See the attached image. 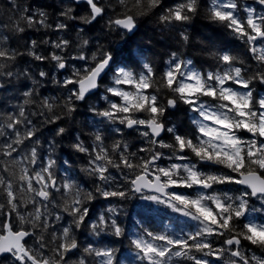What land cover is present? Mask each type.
Masks as SVG:
<instances>
[{"label":"snow or ice","instance_id":"6c2138e0","mask_svg":"<svg viewBox=\"0 0 264 264\" xmlns=\"http://www.w3.org/2000/svg\"><path fill=\"white\" fill-rule=\"evenodd\" d=\"M117 2L122 9L109 15L101 0H61L53 20L45 6L22 8L10 0L8 23L0 21V264H118L114 249L83 245L77 234L123 237L122 208L112 201L137 195L195 226L180 233L141 228L129 238L138 264H214L225 253L230 256L225 264H264V255L252 250L264 252V222L256 215L264 216V94L253 87L264 86V0H255L260 12L241 0ZM81 6L85 12L77 15ZM151 16L160 38L141 32L142 18ZM200 18L246 46L258 65L252 75H246L247 60L228 50L219 31L199 34ZM41 29L63 35L27 38L29 30ZM94 32L100 35H90ZM161 44L175 50L159 72L147 54ZM41 46L51 50L43 54ZM191 47L210 59V70L185 57L182 50ZM49 83L59 95H43ZM93 99L105 106L90 103ZM181 104L195 114L190 134L169 120L175 115L170 110ZM82 105L96 118L88 136L82 131L87 123L73 127ZM133 132L148 145L138 149L146 158L130 150L124 137ZM65 139L85 160L80 172L90 190L69 175L70 160L60 172L57 153ZM160 149L182 163L161 167ZM200 165L226 171H202ZM228 185L238 187H217ZM172 188L194 189L195 195L168 191ZM97 199L108 204L93 218L88 205ZM210 237H220L219 246ZM243 242L252 247L245 251Z\"/></svg>","mask_w":264,"mask_h":264},{"label":"trees","instance_id":"16d2710c","mask_svg":"<svg viewBox=\"0 0 264 264\" xmlns=\"http://www.w3.org/2000/svg\"><path fill=\"white\" fill-rule=\"evenodd\" d=\"M17 4H19L22 8L27 5H32L33 8L39 7V6H45V10L49 13V16L51 19H55V13L58 12L62 8L61 0H15ZM65 3H67V0H64ZM101 2L107 7L109 15L113 14V10L120 11L122 9V6H120L117 2V0H101ZM168 3H171L172 0H167ZM204 3L207 2V0H203ZM129 7H131V2H129ZM85 12V6H81L78 8L76 14L77 15H83ZM11 15V3L10 0H0V21H3L4 23H8L9 16ZM107 18V17H106ZM144 24L141 28V32H146L148 36H153L155 33L157 38H160L159 31L157 29V25L155 24V17H143ZM73 23V22H69ZM77 26L79 27L78 22ZM196 28L198 29L199 34L202 36H211L213 35V29H216L221 34V39L227 43L228 50L232 51L233 54L240 55L241 58L246 59L247 63L245 67L247 69H250L249 72L246 73V75H252L258 65L257 62L253 59H251V54L246 52V46L239 40L235 39L230 33L225 32L223 29H220L218 25L215 24H209L207 20L200 18L195 22ZM99 27V25H97ZM50 37L51 39H56L57 35H63V33L60 34H53L52 32L41 29L40 31L35 30H29L26 33L27 38L29 39H37L41 40L45 36ZM90 35H100L99 32L91 33ZM70 36H75V32L70 33ZM111 39H118V37L113 34ZM194 40L199 39V36H194ZM138 41H142L143 37L138 36ZM102 43L107 44V41L102 40ZM23 43V41H21ZM217 47L221 46V41L217 40ZM49 46H41L40 51L43 54H47V51H50ZM175 50L174 47L169 48L163 46V44L156 46L154 48L153 53H148L147 55L151 56L152 60L154 61V66L159 70V72H162L166 65L164 64V61L168 59V54ZM185 54L186 58H191L194 61V64L196 67H202L203 70H210L212 62L209 58L202 55L197 47H191L188 49L182 50ZM27 59V58H25ZM49 65H41V67L47 68ZM159 72L157 74H159ZM106 80L104 85L101 87L99 95L103 96V88L106 87ZM254 91L260 94H264V86H259L258 83L253 85ZM151 91V89H149ZM42 93L44 96L48 97H54L59 95L58 90L54 85L51 83L44 86L42 89ZM114 99V98H113ZM208 99V98H204ZM90 103L96 104L97 106H104V102L102 99H93L90 101ZM186 108L185 105H179V110H170L171 112H174L175 115L170 116L169 120L173 122H177L184 125V128L182 131L186 133H191L194 130V126L191 123V117L190 112H185L184 109ZM79 114L76 115V122L73 125V127L77 129H82V125L84 123L88 124L87 128H83L82 131L84 132L85 136L89 135L90 129L92 128L93 121L96 119L91 113H89L85 106H80L78 109ZM50 127V126H46ZM130 130H125V132H129ZM241 131L240 133H242ZM49 132L47 130L44 131V136H49ZM75 135V133H74ZM44 137H41L43 139ZM130 147V150L133 152H137L138 156L140 157H147L148 153H140L138 152V149L140 147H148L144 143V141L139 137V135L135 132H133L131 135L124 137ZM163 138L166 142H170V139L167 135H164ZM113 139H119V137H113ZM89 144L91 143V140L89 139L87 141ZM112 140H106V144H111ZM69 141L65 139L63 141V152H58L57 155L60 156V172L63 174V164L62 162L64 160H70L71 164L69 167V175L75 174L77 176V182L81 183L85 186L86 189L90 190L92 188V184L89 181V178L85 176L83 173L80 172L81 166L85 163V160H82L78 154H75L71 148L69 147ZM160 151H163L165 155H170L169 150L167 149H160ZM190 155V154H188ZM202 168H208L213 171H226L225 169L219 168V166L215 165H200ZM2 167V165H0ZM18 171V170H17ZM113 175L117 176V180L120 183H123V179L121 178V174L117 173L115 169L112 170ZM127 172V170H125ZM235 186V185H233ZM224 187V186H222ZM226 190V189H225ZM183 191V190H182ZM189 194V193H188ZM112 203H119L121 205L122 211L120 215V221L122 223V226L125 229V235L123 237L117 238L114 236H106V237H94L88 234L87 231H84L83 234L78 233V238L81 242V244L86 245L89 242L93 244V246L98 248H111L115 250V260L118 262V264H138V262L135 259V251L131 248L129 238L131 235L136 233L141 228H148L149 230L156 231V232H169V233H180V232H190L194 231L192 229V226L187 223L185 220H181L177 218V216L173 215L168 210H163L161 208H155L154 204L150 203H143L140 201V199L137 196H133L127 201H117L113 200ZM108 204V201H104L102 199H97L96 201H93L91 204L88 205V207L91 209V213L93 218H95L101 211L104 210V207ZM24 211L23 209H21ZM30 210V206H29ZM13 223H16L15 216L13 215ZM214 243V245L219 246L221 242L220 237H210ZM33 243L32 239H28V244L31 245ZM245 245V251H247L252 246L247 245V242H243ZM257 254L261 253L260 249H252ZM264 255V252L261 254ZM212 259V258H209ZM182 264H190V262L184 261ZM214 264H223V262L215 261Z\"/></svg>","mask_w":264,"mask_h":264},{"label":"rangeland","instance_id":"374dc122","mask_svg":"<svg viewBox=\"0 0 264 264\" xmlns=\"http://www.w3.org/2000/svg\"><path fill=\"white\" fill-rule=\"evenodd\" d=\"M241 3H247V4H250L253 8L256 9L257 12H260L261 11V8L260 6H258L256 3H255V0H241ZM110 76H111V73H109V78L106 79V86H108V84H110ZM233 87H237L236 85H231ZM243 90V89H241ZM117 102H119V98H114ZM104 102V101H103ZM105 106V104H104ZM190 115H195L194 113H191L190 112ZM240 136L244 137L245 139H251V134L243 131L242 133H238ZM167 156L168 155H165V158L164 159H161L160 161H158L157 163L161 166V167H167L170 163H182L181 161H176L174 159L172 160H169L167 159ZM201 167V166H200ZM201 170L202 171H213V170H210L208 168H202L201 167ZM218 188H224V189H227V188H235V187H238V186H233V185H228V186H217ZM183 190V191H182ZM168 191H172V192H176V193H180V194H186V195H195V190L194 189H186V188H172V189H169ZM189 193V194H188ZM141 202L143 203H150V204H154L152 202H145V201H142L140 200ZM155 208H161L163 210H168L170 211L173 215L177 216V218L181 219V220H186L188 224H190L192 226V229L195 230V226H194V222H192L191 220L181 216L179 213H174L171 211V209H168L166 208L164 205H158V204H154ZM257 206L258 203H257ZM258 217H261L258 222H264V216H262V214H256ZM263 252H261L260 254L258 255H261ZM135 254V253H134ZM230 259V256L229 254L225 253V256L222 260H219L220 262H223V264H225V261L226 260H229Z\"/></svg>","mask_w":264,"mask_h":264}]
</instances>
